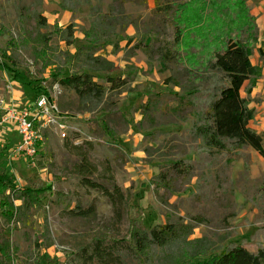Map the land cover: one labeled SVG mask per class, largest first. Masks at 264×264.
<instances>
[{"label": "rangeland", "instance_id": "374dc122", "mask_svg": "<svg viewBox=\"0 0 264 264\" xmlns=\"http://www.w3.org/2000/svg\"><path fill=\"white\" fill-rule=\"evenodd\" d=\"M166 1L174 4L179 19L195 15V26L203 28L200 31L215 29L220 23V3L214 4L218 0H160V3ZM244 2L250 10L249 0ZM109 4L110 0L100 4L104 12ZM154 4L155 0L126 2L125 14L132 17L135 27H128L130 34L127 36L126 30L121 34L123 39L116 40L119 51L113 52L115 40H112L100 52L115 65L111 76L128 81L129 92L109 94L100 109L85 113L73 92L52 82L53 68L43 69L28 48H14L12 43L16 44L21 37L22 26L27 31L33 30L32 18L39 13L47 20L49 31L53 25L60 28L75 25L73 46L66 48L56 38L52 40L59 53L70 56L83 44L81 31L89 27L88 7L81 3L75 10H66L71 17L63 22L54 17L58 11H65L57 0H0V99L16 106V100L9 95L15 90L19 93L17 100L33 103L34 89H41L73 129L65 138L54 126L42 129V142L32 160L11 157L6 137L0 136V165L15 186L50 188L43 195L41 208L32 209L11 224L0 218V240L5 236L18 248L14 264H40L43 254L59 259L60 264H90L82 258L94 238L121 240L126 238L132 221L149 229L164 224L166 217L194 223L191 219L199 216L203 222L195 225L193 239L207 237L217 241L218 237L226 236L224 244L241 245L250 253L264 248V161L247 147L239 150L228 147L210 155L200 151L199 142L190 132L192 109L176 97L181 93L179 88L164 85L170 72L180 73L181 67L161 70L156 57L148 59L132 49L133 44L147 37L161 40L154 32L157 25L151 15ZM181 27L183 41L186 38L189 43L195 31L183 24ZM164 30L171 39L173 30L169 23ZM127 39L133 41L129 47ZM193 51L179 48L182 67L205 62L201 54L199 59L191 56ZM59 53V67L70 73L69 63ZM253 55V64H259L260 56L256 52ZM95 81L107 87L102 78L96 77ZM246 89L247 84L241 91L243 98ZM254 102L260 109L262 103ZM8 137L12 145L20 144L16 133L10 132ZM72 146L82 147L97 168L91 177L93 181L111 189L108 177L113 179L124 197L117 209L102 194L80 184L73 170L79 158ZM175 162L189 172L183 176L170 174L168 190H163L156 185V176L167 172ZM77 208H92L93 212L87 217L72 215L71 211ZM47 244L51 246L45 248Z\"/></svg>", "mask_w": 264, "mask_h": 264}, {"label": "trees", "instance_id": "16d2710c", "mask_svg": "<svg viewBox=\"0 0 264 264\" xmlns=\"http://www.w3.org/2000/svg\"><path fill=\"white\" fill-rule=\"evenodd\" d=\"M57 1L65 11L75 10L81 3L89 9V27L81 31L83 44L72 55L59 53V48L52 45V40L56 38L66 48L73 46L76 42L75 25L70 23L64 28L53 25L49 31L47 20L39 13L32 18L33 30L27 31L22 26L21 37L12 45L14 48H28L33 60L40 63L43 69L53 68L50 75L52 82L63 90L73 92L82 111L92 113L104 105L109 94L129 92L128 81L111 76L115 65L100 52L112 40H115L112 44L113 52L119 51V42L116 40L123 39L121 34L128 27H135L134 20L124 10V4L133 0H110L107 12L100 6L103 0ZM218 1L214 4L220 3L219 25L215 29L209 27L207 31H200L203 28L195 26V15L179 19L174 4L155 0L151 15L157 21L154 26L155 35H160L161 40L147 37L141 43L133 44L132 49L139 50L148 59L156 57L161 70L171 71L173 67H181L180 73L173 70L170 72L164 85L179 88L181 93L176 97L192 109L189 112L192 117L190 132L193 139L199 142L200 151L210 155L222 152L228 147L233 150L247 147L264 161V135L249 127L254 120L255 110L249 108L248 100L240 94L247 84L245 93L249 96L262 73V67L252 65L250 60L257 44L256 21L244 0ZM168 23L173 30L171 39L166 37L164 30ZM182 24L195 31L188 39L189 43H186V38L183 41ZM132 43V39L126 40L127 47ZM179 48L194 50L191 56L201 54L205 62L189 63V66L182 67ZM57 53L63 55L65 63H69L70 73H65L59 67L61 64L58 62ZM258 54L262 56L261 50H258ZM186 55L189 60L190 54ZM262 66L264 67V59ZM96 77L102 78L107 87L96 82ZM34 90L35 98L41 93L46 94L41 89ZM6 139L7 150L16 146L11 144L8 135ZM71 148L77 151L76 156L79 158L73 170L80 178V184L102 194L116 209L122 205L123 194L112 182L113 179L108 177L111 189L93 181L91 177L97 173V168L89 161L82 147ZM106 172L110 170L107 168ZM188 172V168L175 162L167 172L156 176V185L168 190L170 174L183 176ZM49 190L50 188H18L0 165V218L7 224L17 222L32 209L41 208L43 195ZM92 212V208H77L71 214L87 217ZM191 220L194 223L166 217L164 224L149 229L141 228L132 221L126 238L112 241L106 237H96L82 259L90 264H264L263 247L250 253L241 245L224 244L227 241L226 236L218 237L217 241L207 237L193 239L195 225L202 224L203 221L199 216ZM44 246L48 248L51 245ZM17 252L18 248L7 237L0 240V264H14ZM39 263L60 264L59 259L50 258L46 254L41 256Z\"/></svg>", "mask_w": 264, "mask_h": 264}, {"label": "built area", "instance_id": "2783aa9c", "mask_svg": "<svg viewBox=\"0 0 264 264\" xmlns=\"http://www.w3.org/2000/svg\"><path fill=\"white\" fill-rule=\"evenodd\" d=\"M16 106L0 99V136L14 132L20 138V144L9 151L11 157L32 160L42 142V129L46 127L54 126L62 138L73 130L47 94H39L33 103L25 102L21 108Z\"/></svg>", "mask_w": 264, "mask_h": 264}, {"label": "crops", "instance_id": "0c3cea01", "mask_svg": "<svg viewBox=\"0 0 264 264\" xmlns=\"http://www.w3.org/2000/svg\"><path fill=\"white\" fill-rule=\"evenodd\" d=\"M44 1L46 2V1H52V0H44ZM55 6L58 9V4L56 2H55ZM249 8H250L251 15L255 18L256 26L258 29L257 44H256V47L253 53L256 52L258 54V50H261L262 52V56L258 54L261 58V61L259 64L258 63L253 64V56H254L253 54L250 60H251L252 65L262 67V73H261V77L256 82L255 87L251 90V93L249 94V96L246 95L244 99L248 100L249 108L255 110L254 120L250 122L249 127L252 130H254L256 133L260 135H264V67L262 66V61L264 59V0H249ZM54 17L57 18L59 21L64 22L71 17V13L67 11H58V13L55 14ZM127 34L128 35L130 34L129 29L126 32V35ZM18 94L19 93L14 90L9 95H10L11 100L15 99L16 100L15 103H17V106L21 108L27 101L24 102V100H17ZM254 100H258L262 103V106L260 109L257 107ZM263 144H264V140H263Z\"/></svg>", "mask_w": 264, "mask_h": 264}]
</instances>
